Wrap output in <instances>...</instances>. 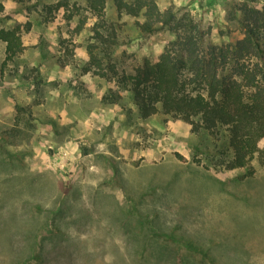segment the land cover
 Wrapping results in <instances>:
<instances>
[{"label": "rangeland", "instance_id": "rangeland-1", "mask_svg": "<svg viewBox=\"0 0 264 264\" xmlns=\"http://www.w3.org/2000/svg\"><path fill=\"white\" fill-rule=\"evenodd\" d=\"M57 1L0 0V29L30 23L3 74L0 40V264H264V163L245 179L205 169L189 123L142 118L127 90L124 105L105 103L115 81L83 70L94 18L79 27L84 15L60 8L46 21ZM157 1L217 42L243 35L245 0ZM106 11L123 25L115 60L129 70L175 38L140 33L143 16H119L115 0Z\"/></svg>", "mask_w": 264, "mask_h": 264}, {"label": "trees", "instance_id": "trees-1", "mask_svg": "<svg viewBox=\"0 0 264 264\" xmlns=\"http://www.w3.org/2000/svg\"><path fill=\"white\" fill-rule=\"evenodd\" d=\"M84 1L71 5V0H58L44 6L49 15H41L50 21L51 14L63 8L68 21L84 15L79 27L87 16L94 18L83 70L115 81L117 89L109 88L104 102L124 105L120 90H127L142 118L162 113L191 125L194 163L216 172L239 173V179L252 176L251 162L264 163V144H260L264 140V6H252L251 0L236 6L243 35L217 42L203 21L189 12L161 9L157 0H115L119 16H143L137 22L140 33L166 28L175 34L157 60L145 58L129 70L115 60L117 48L126 43L122 23L108 17L107 0ZM25 27L0 29V40L5 42L2 74L24 50L22 33L29 31L30 23Z\"/></svg>", "mask_w": 264, "mask_h": 264}]
</instances>
